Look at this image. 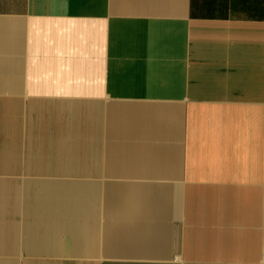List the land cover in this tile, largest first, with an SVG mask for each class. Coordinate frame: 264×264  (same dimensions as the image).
I'll list each match as a JSON object with an SVG mask.
<instances>
[{
  "label": "crops",
  "instance_id": "crops-1",
  "mask_svg": "<svg viewBox=\"0 0 264 264\" xmlns=\"http://www.w3.org/2000/svg\"><path fill=\"white\" fill-rule=\"evenodd\" d=\"M0 264H264V0H0Z\"/></svg>",
  "mask_w": 264,
  "mask_h": 264
},
{
  "label": "rangeland",
  "instance_id": "rangeland-1",
  "mask_svg": "<svg viewBox=\"0 0 264 264\" xmlns=\"http://www.w3.org/2000/svg\"><path fill=\"white\" fill-rule=\"evenodd\" d=\"M1 194H4V191H1V190H0V197H1Z\"/></svg>",
  "mask_w": 264,
  "mask_h": 264
}]
</instances>
